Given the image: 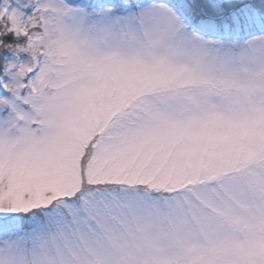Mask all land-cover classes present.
<instances>
[{
  "label": "snow or ice",
  "instance_id": "snow-or-ice-1",
  "mask_svg": "<svg viewBox=\"0 0 264 264\" xmlns=\"http://www.w3.org/2000/svg\"><path fill=\"white\" fill-rule=\"evenodd\" d=\"M0 264H264V0H0Z\"/></svg>",
  "mask_w": 264,
  "mask_h": 264
}]
</instances>
